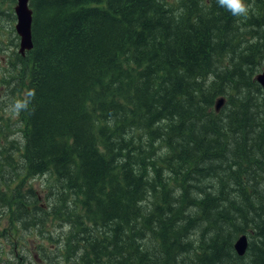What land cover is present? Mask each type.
<instances>
[{
    "label": "trees",
    "instance_id": "obj_1",
    "mask_svg": "<svg viewBox=\"0 0 264 264\" xmlns=\"http://www.w3.org/2000/svg\"><path fill=\"white\" fill-rule=\"evenodd\" d=\"M248 2L236 18L216 0H30L36 96L20 146L0 126V204L15 231L69 228L16 264H264V0ZM40 174L47 208L25 185Z\"/></svg>",
    "mask_w": 264,
    "mask_h": 264
},
{
    "label": "rangeland",
    "instance_id": "obj_2",
    "mask_svg": "<svg viewBox=\"0 0 264 264\" xmlns=\"http://www.w3.org/2000/svg\"><path fill=\"white\" fill-rule=\"evenodd\" d=\"M15 5L16 0H0V126L2 128L1 141L8 145V142L14 140L20 146L19 143H22L25 126L21 121L20 115L9 114L6 109L12 99L19 98L26 91L29 77L27 67L28 69L30 67L18 57L21 54L18 51L19 36L15 30ZM6 136L7 141L4 139ZM10 153L15 159L14 163H19V152L14 147H11ZM22 171L21 169L18 170L20 174L18 179L24 176V171ZM13 173L14 171L10 172L8 168L5 171V177H13ZM5 177L3 178L5 179ZM25 180V185H31L38 193V203L42 207L47 208L48 201L56 202V198L48 194L50 186L54 183L53 176L50 174H40L26 177ZM63 206H68V209L70 208L68 213L71 216H78L84 212L83 204L77 200L70 190L65 194L62 208H64ZM11 210L12 208H7V206H1L0 204V264H16L18 257L27 252L26 249L33 251L40 246L46 247L48 254L52 255L59 247V242L54 238L61 232H67L69 228L68 222L62 217H56L57 215L55 214L50 217L47 225L48 234L52 233L54 237L52 235L41 236L38 233L29 234L24 230L21 231V226L20 231H15V228L9 224V213H13ZM64 218L67 217L64 216ZM51 219L53 220L52 222ZM58 252H61V250ZM57 262V264H74L72 260H67L64 257H59ZM33 264H45V262L33 261Z\"/></svg>",
    "mask_w": 264,
    "mask_h": 264
},
{
    "label": "water",
    "instance_id": "obj_3",
    "mask_svg": "<svg viewBox=\"0 0 264 264\" xmlns=\"http://www.w3.org/2000/svg\"><path fill=\"white\" fill-rule=\"evenodd\" d=\"M30 0H16L14 13L16 15L15 30L19 36L18 51L21 55L32 48L31 25H32V8ZM256 81L264 88V67L255 77ZM224 101L219 97L215 103V109L219 110ZM248 245V239L245 234L240 235L234 242V249L238 255H244Z\"/></svg>",
    "mask_w": 264,
    "mask_h": 264
},
{
    "label": "clouds",
    "instance_id": "obj_4",
    "mask_svg": "<svg viewBox=\"0 0 264 264\" xmlns=\"http://www.w3.org/2000/svg\"><path fill=\"white\" fill-rule=\"evenodd\" d=\"M217 5L229 12L236 18H247L253 10V5L248 0H216ZM36 92L34 89L26 90L19 98H14L7 105L9 114L19 116L21 113L31 112L30 107L35 99Z\"/></svg>",
    "mask_w": 264,
    "mask_h": 264
}]
</instances>
